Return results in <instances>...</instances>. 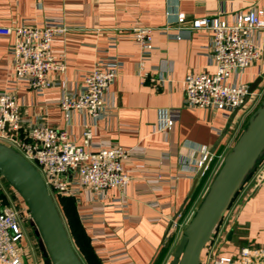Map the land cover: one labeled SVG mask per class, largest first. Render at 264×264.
<instances>
[{
  "label": "crops",
  "instance_id": "crops-1",
  "mask_svg": "<svg viewBox=\"0 0 264 264\" xmlns=\"http://www.w3.org/2000/svg\"><path fill=\"white\" fill-rule=\"evenodd\" d=\"M253 7L261 8L264 18V0H0V26L41 25L54 18L69 27L54 37L51 46L54 54L64 55L65 69L50 74L53 84L44 91L15 79L14 35L0 34V90L16 96L22 133L45 124L64 129L81 145L84 125L92 122L91 117L84 109L64 111L59 100L63 95H79L84 75L94 66L118 70L104 94L105 110L94 122L92 138L134 148L125 165L132 178L124 190L109 188L99 200L85 190L67 196L69 206L64 197L61 217L83 264L168 263L188 220V193L196 175L182 173L181 162L197 161L220 138L205 177L197 181L200 185L244 124L237 109L226 113L185 105L184 76L215 70L210 32L186 27L205 15L231 22L236 12ZM177 13L185 19L177 22ZM136 26L152 27L153 47L146 53L133 39ZM254 38L262 54L237 76L250 92L264 84V28L254 31ZM139 60L146 77L136 69ZM258 77L260 81L251 88ZM159 108H166L174 119L169 132L154 130ZM260 172H264V156L225 212L220 234L203 248L201 264H208L210 254L237 257L243 247L264 248ZM0 201L19 214L23 231L19 246L26 264H43L26 205L1 176ZM173 219L178 225L166 233Z\"/></svg>",
  "mask_w": 264,
  "mask_h": 264
},
{
  "label": "built area",
  "instance_id": "built-area-1",
  "mask_svg": "<svg viewBox=\"0 0 264 264\" xmlns=\"http://www.w3.org/2000/svg\"><path fill=\"white\" fill-rule=\"evenodd\" d=\"M184 19L183 13L175 16L177 22ZM201 28L211 34L215 70L189 72L184 76V103L187 107H212L226 113L237 109L245 121L264 95V84L258 91L250 92L248 85L238 80L237 76L262 54L254 31L264 28L263 10L253 7L238 11L231 22L215 15H205L192 19L186 27L187 30ZM68 29L67 25L54 18L45 19L41 25L0 26V34L14 35L15 79L36 91L50 88L53 84L50 74L60 73L66 66L64 55L52 52V41ZM132 36L142 53L152 49V27H133ZM175 37L180 38L181 35L177 33ZM136 69L142 77H146L142 60H139ZM117 74L114 66L96 65L84 75V89L79 95L67 94L59 100L64 111L84 109L91 117L92 122L84 125L81 145L72 141L64 129L45 124H36L25 134L22 133L16 96L7 89L0 90V142L13 147L38 169L52 196H74L78 191L85 190L99 200L107 189L124 190L130 182L132 177L125 165L134 148L113 141L107 144L95 142L92 138L94 122L105 110L104 94ZM173 125L174 119L168 110L159 108L154 130L169 132ZM237 135L238 132L233 134L231 144ZM230 145L217 158L222 159ZM204 157L205 154L194 162L182 161L180 171L194 175ZM259 179L264 181V172H260ZM177 225L176 219H173L170 232ZM216 232L205 248L218 237L220 233ZM22 236L16 208L0 201V263L26 264L19 246ZM254 257L261 260L256 262ZM207 260L208 264H264V248L243 247L237 257L210 254Z\"/></svg>",
  "mask_w": 264,
  "mask_h": 264
},
{
  "label": "water",
  "instance_id": "water-1",
  "mask_svg": "<svg viewBox=\"0 0 264 264\" xmlns=\"http://www.w3.org/2000/svg\"><path fill=\"white\" fill-rule=\"evenodd\" d=\"M259 81L260 77L252 83L251 88ZM219 140L205 154L188 195L204 173ZM263 156L264 95L224 153L205 193L184 225L167 264H201L203 248L218 228L236 193ZM0 176L26 205L28 224L36 238L43 264H83L40 172L21 153L3 142H0ZM170 226L171 223L166 233Z\"/></svg>",
  "mask_w": 264,
  "mask_h": 264
},
{
  "label": "rangeland",
  "instance_id": "rangeland-1",
  "mask_svg": "<svg viewBox=\"0 0 264 264\" xmlns=\"http://www.w3.org/2000/svg\"><path fill=\"white\" fill-rule=\"evenodd\" d=\"M229 149V148H228ZM222 159L218 158V160L216 161L215 163V168L213 167V170L211 172V174L208 176V179L204 180L203 182L200 183V185L194 189V191L191 193L190 195V200L188 202V220L190 219V217L192 216L193 212H194V209L197 207L198 203L200 202L203 194L205 193L206 189H207V186L211 180V178L213 177V175L215 174L216 170L218 169L220 163H221ZM261 161V160H260ZM259 161V162H260ZM258 165V163L256 164V166ZM255 169V168H254ZM252 173V172H251ZM250 173V174H251ZM54 197V200H55V203L57 205V208L60 212V215H61V212H62V205L61 203L59 202L58 200V197L57 195H53ZM62 216V215H61ZM63 220V219H62ZM187 220V221H188ZM217 232L216 233H220V227H218L217 229ZM178 242V241H177ZM175 243H176V240H175ZM172 247V245H171Z\"/></svg>",
  "mask_w": 264,
  "mask_h": 264
},
{
  "label": "trees",
  "instance_id": "trees-1",
  "mask_svg": "<svg viewBox=\"0 0 264 264\" xmlns=\"http://www.w3.org/2000/svg\"><path fill=\"white\" fill-rule=\"evenodd\" d=\"M245 122H246V120L244 121V124H245ZM244 124L242 125V127L244 126ZM242 127H241V129H242ZM210 161H211V159H210ZM259 163V162H258ZM209 168V163H208V166L206 167V169L204 170V173L202 174V176L201 177H205L204 175H205V173H206V171H207V169ZM202 181H200L199 183H201ZM7 183V182H6ZM8 184V183H7ZM199 186V184H197L196 186H195V188H197ZM194 188V189H195ZM194 191V190H193ZM57 197H58V200H59V202L60 203H63L62 201H63V199H64V195H57ZM66 198V200H68V202H69V199H68V197L66 196L65 197ZM189 200H190V196H189V198H188V202H189ZM70 205V202L68 203V206Z\"/></svg>",
  "mask_w": 264,
  "mask_h": 264
}]
</instances>
